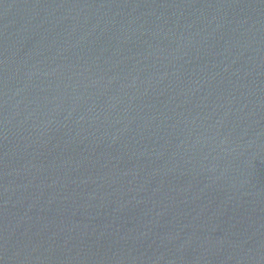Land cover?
I'll return each mask as SVG.
<instances>
[{
  "label": "water",
  "instance_id": "95a60500",
  "mask_svg": "<svg viewBox=\"0 0 264 264\" xmlns=\"http://www.w3.org/2000/svg\"><path fill=\"white\" fill-rule=\"evenodd\" d=\"M0 264H264V0H0Z\"/></svg>",
  "mask_w": 264,
  "mask_h": 264
}]
</instances>
